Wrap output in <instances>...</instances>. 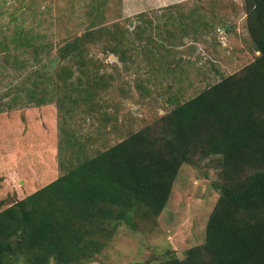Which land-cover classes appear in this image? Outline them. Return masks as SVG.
<instances>
[{
  "label": "rangeland",
  "instance_id": "rangeland-1",
  "mask_svg": "<svg viewBox=\"0 0 264 264\" xmlns=\"http://www.w3.org/2000/svg\"><path fill=\"white\" fill-rule=\"evenodd\" d=\"M16 22L39 33L50 51L21 53L22 69L16 56L8 62L0 52V102L12 98L15 85H30L27 74L41 65L54 77L53 87L62 65L75 64L83 86L91 84L88 77L103 80L92 83L93 107L80 106L76 113L60 101L0 112V210L66 170L69 133L92 152L104 150L259 54L245 0H0V28L13 29ZM104 25L108 29L99 31ZM90 29L84 68L60 59L65 40ZM116 43L123 60L108 48ZM219 168L215 156L184 164L157 223L142 222L137 230L122 225L88 264H160L168 251L184 258L188 248L205 241L219 198Z\"/></svg>",
  "mask_w": 264,
  "mask_h": 264
},
{
  "label": "trees",
  "instance_id": "trees-1",
  "mask_svg": "<svg viewBox=\"0 0 264 264\" xmlns=\"http://www.w3.org/2000/svg\"><path fill=\"white\" fill-rule=\"evenodd\" d=\"M245 2L259 54L104 150L92 152L69 133V147L63 149L72 158L66 170L0 210V264L96 261L122 225L137 230L142 222L157 223L184 164L213 156L220 166L214 182L219 198L205 241L188 248L184 258L168 251L160 264H264V0ZM93 30L65 40L60 59L76 60L82 70ZM118 45L108 48L123 60ZM29 50L42 54L50 47L23 22L0 28V52L8 62L16 56L17 69L26 66L19 55ZM56 74L53 87L54 77L44 65L33 69L25 78L31 84L15 85L12 98L0 102V112L29 102L60 101L69 113L93 107L92 83L103 79L88 77L91 84L83 86L75 64L62 65Z\"/></svg>",
  "mask_w": 264,
  "mask_h": 264
},
{
  "label": "water",
  "instance_id": "water-1",
  "mask_svg": "<svg viewBox=\"0 0 264 264\" xmlns=\"http://www.w3.org/2000/svg\"><path fill=\"white\" fill-rule=\"evenodd\" d=\"M54 58H55V59H56V58L58 59V56H55ZM57 59H56V60H57Z\"/></svg>",
  "mask_w": 264,
  "mask_h": 264
}]
</instances>
